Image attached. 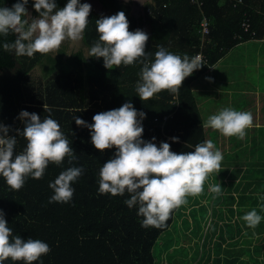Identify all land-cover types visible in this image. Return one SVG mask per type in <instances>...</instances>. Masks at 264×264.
<instances>
[{
    "label": "trees",
    "instance_id": "trees-1",
    "mask_svg": "<svg viewBox=\"0 0 264 264\" xmlns=\"http://www.w3.org/2000/svg\"><path fill=\"white\" fill-rule=\"evenodd\" d=\"M100 1L110 15L123 11L130 31L149 27L146 57L141 58L145 62L154 61L155 52L162 46L181 58H192L200 52L206 64L184 79L178 94L161 91L142 101L135 90L143 67L140 61L106 69L103 58L88 57L87 50L99 38L95 20L101 16L93 10L82 39L86 54L83 47L67 53L63 45L56 55L17 56L2 47L4 42H13L15 35L0 36V123L13 130L22 128V121L17 119L22 110L35 112L41 119L50 115L59 123L76 157H66L60 165L49 163L42 179L26 177L19 191L12 190L0 176V210L13 235L39 239L50 247L34 264H156L155 241L170 226L180 206L172 211L165 227L145 228L141 226L143 217L137 214L138 208L125 204L130 198L128 193L101 194L99 171L116 149L97 150L91 143L90 130L77 126L74 117L91 124L94 114L131 102L135 109L146 113L141 121L142 139L149 141L155 137L153 143L159 146L167 142L176 153L194 151L195 145L206 139L192 82L239 43L264 40V0H150L138 18L120 0ZM15 2L0 0V7L10 8ZM55 2L59 9L67 0ZM33 3L29 0L25 7L38 16ZM203 16L209 19L210 26L209 33L201 39L198 29ZM243 22L248 23V28L242 26ZM39 64L43 74L36 78L32 69ZM13 130L9 135L16 134ZM172 137H178V142ZM240 142L236 149L239 156L230 162L239 165L248 176V138L243 137ZM26 144L23 136H17L14 155L20 154ZM69 167L83 168L82 175L72 183V199L67 203H49L53 195L49 183ZM237 192L239 198L231 196L217 216L216 235L231 237L229 249L224 242L227 257L223 264H248V225L243 220L248 212V185L238 184ZM218 196L212 206L216 200L218 206L221 204ZM3 264L23 262L8 259Z\"/></svg>",
    "mask_w": 264,
    "mask_h": 264
},
{
    "label": "clouds",
    "instance_id": "clouds-1",
    "mask_svg": "<svg viewBox=\"0 0 264 264\" xmlns=\"http://www.w3.org/2000/svg\"><path fill=\"white\" fill-rule=\"evenodd\" d=\"M28 2L16 0L10 8L0 7V36L15 35L13 42L3 43L4 51L27 57L36 53L56 55L62 43L67 41L77 45L84 38L91 4L67 0L65 6L58 9L55 0H34L33 8L38 16L32 17L25 7ZM138 2L144 5L147 0ZM95 24L99 38L87 50L88 57L103 58L106 69L140 61L143 67L135 90L142 101L150 100L161 91L178 94L184 79L204 65L199 55L181 58L162 46L155 52L154 61L145 62L141 58L146 57L148 34L141 29L130 31L123 11L101 16ZM145 117L146 113L135 109L131 102H125L119 108L94 114L91 124L76 116L74 120L77 126L90 130L91 143L97 150L116 149L114 156L105 161L99 171V192L113 196L128 193L130 198L125 204L129 208H138L137 214L143 217L141 226L163 228L172 211L186 204L189 195L197 196L203 192L209 174L221 170L223 155L215 150L211 140L196 144L194 151L181 153L171 151L167 142L157 146L152 142L155 137L145 141L141 123ZM17 119L22 121V128L13 130L0 123V176L14 191L24 186L26 177L42 179L49 163L60 165L66 157L76 159L59 123L50 115L41 119L35 112L22 110ZM206 123L226 137L242 139L245 130L251 127L253 117L249 112L224 108L211 115ZM10 130L16 134L9 135ZM17 136H23L27 144L20 154L14 155ZM171 139L179 140L178 137ZM82 173V167L62 171L54 182L49 183L53 190L49 203L69 202L74 194L72 183ZM210 191L219 195L221 185L210 186ZM243 220L255 228L261 216L253 209L243 216ZM49 251V245L39 239L14 236L0 210V264L8 259L34 264Z\"/></svg>",
    "mask_w": 264,
    "mask_h": 264
},
{
    "label": "rangeland",
    "instance_id": "rangeland-1",
    "mask_svg": "<svg viewBox=\"0 0 264 264\" xmlns=\"http://www.w3.org/2000/svg\"><path fill=\"white\" fill-rule=\"evenodd\" d=\"M89 4H91V8L96 7L97 11L103 12L98 8L96 0L94 2L89 0ZM102 16L109 15L103 13ZM63 45L66 46L67 53L83 47L82 40L77 45H72L67 41L61 46ZM84 53L86 54L85 49ZM239 57L238 66L233 73L236 78L242 76L248 79V69L246 68L248 63L243 60L244 56L239 54ZM261 61H263L261 65L264 67V60ZM259 67L262 68L260 65ZM42 68V65H36L32 69V75L40 78L43 74ZM47 68H51V66L47 65ZM251 74L253 75L252 82L258 81L259 86L263 87L264 73L261 77H254L253 71ZM199 82L194 80L191 88L198 98L197 104L205 127V139L206 141L211 140L215 145V150H219L223 155L221 170L217 174L215 172L209 174L201 194L187 197V203L180 206L170 226L156 239L153 247L155 262L156 264H223L224 261L226 262L227 250L224 242L228 243L227 248L229 249L231 237L222 234L216 235L219 231L217 216L219 208L223 209L225 207L224 202L229 200L231 196L239 198L237 194L238 184L245 183L248 185V212L255 209L257 214L261 216V221L255 228L248 226V264H264V136L258 135L254 131L253 143L251 147H248L247 176L243 174L238 167L239 165L230 162L239 156V151L236 149L240 146L241 138L238 136L226 137L218 130L207 126L206 123L211 115L218 114L224 108L243 112L252 111L251 107H248V84L243 87L247 94H236L230 98L225 95L213 96L209 92L211 88L206 90L204 85L201 82L199 84ZM240 85L241 83L238 81L237 90ZM244 138H248V129L245 131ZM232 157L234 158L232 159ZM215 184L221 185L220 196H218L219 202L221 201L219 206L217 200L213 206L211 204L216 194L210 191V186ZM203 241H205L204 245Z\"/></svg>",
    "mask_w": 264,
    "mask_h": 264
},
{
    "label": "crops",
    "instance_id": "crops-1",
    "mask_svg": "<svg viewBox=\"0 0 264 264\" xmlns=\"http://www.w3.org/2000/svg\"><path fill=\"white\" fill-rule=\"evenodd\" d=\"M120 1L126 3L129 6L131 15L135 16L136 18H138L143 14L144 5H141L138 2V0H120ZM91 10L95 11L100 16H102L103 13H107L110 16L109 12L105 8H104L105 11L102 10L103 12L101 13L100 11H97L94 8H91ZM143 30L145 32H148L149 27L147 25H144ZM238 53L244 56L243 60H245L248 63V66H246V68L248 69V79L247 77L244 78L242 76L236 78L233 73V71L237 68L238 61L240 59ZM261 60H264V40L263 39L247 40L229 49L216 63L209 66L203 73H201L195 79L196 81L198 80L204 85V89L208 90L211 88V91L209 92L213 96H217V97H220L221 95H225L231 98L233 95L246 93L243 87L247 86L248 84V105H249L248 107H251L252 111H249V113H251L253 117V123L251 127L248 128V147L249 146L251 147L253 143L254 131L258 135L264 136V86L260 87L258 81H255L253 83L252 82L253 75L251 74V71H253L255 73L254 77L262 76L264 70L261 69L264 67L263 65H261L263 64V61ZM259 65L262 66V68H260ZM208 77H211L212 79L209 80L207 79ZM238 81H240L241 85L240 88L237 90L236 86L238 85ZM252 96L253 98L251 99ZM197 101L198 98L196 97V103ZM197 107L199 109L198 104ZM246 112H248V110Z\"/></svg>",
    "mask_w": 264,
    "mask_h": 264
},
{
    "label": "built area",
    "instance_id": "built-area-1",
    "mask_svg": "<svg viewBox=\"0 0 264 264\" xmlns=\"http://www.w3.org/2000/svg\"><path fill=\"white\" fill-rule=\"evenodd\" d=\"M192 1H197V0H192ZM199 4V3H198ZM147 11H149V9H147ZM209 19L206 16H203L199 22V29L198 32L200 34V38L202 39L205 35H207L209 33ZM242 26L246 29L248 28V23L243 22ZM201 56L203 59L204 64H206V58L200 53V52H196L194 53V55L192 56V58H194L195 56Z\"/></svg>",
    "mask_w": 264,
    "mask_h": 264
},
{
    "label": "water",
    "instance_id": "water-1",
    "mask_svg": "<svg viewBox=\"0 0 264 264\" xmlns=\"http://www.w3.org/2000/svg\"><path fill=\"white\" fill-rule=\"evenodd\" d=\"M94 2V1H93ZM96 4H97V6H98V8H100V10L102 11H105L104 10V7H103V5H102V3H101V1L100 0H96ZM95 10H96V7L94 8ZM30 12L32 13V11L30 10Z\"/></svg>",
    "mask_w": 264,
    "mask_h": 264
},
{
    "label": "flooded vegetation",
    "instance_id": "flooded-vegetation-1",
    "mask_svg": "<svg viewBox=\"0 0 264 264\" xmlns=\"http://www.w3.org/2000/svg\"><path fill=\"white\" fill-rule=\"evenodd\" d=\"M85 2L89 3V0H84ZM94 1V0H93ZM28 12L31 14L32 17H36L34 16L31 12H30V9H28Z\"/></svg>",
    "mask_w": 264,
    "mask_h": 264
}]
</instances>
